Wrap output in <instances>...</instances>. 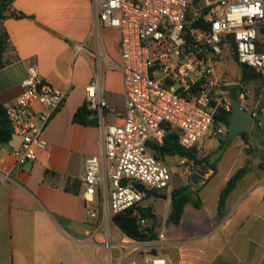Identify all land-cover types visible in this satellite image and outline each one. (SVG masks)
Here are the masks:
<instances>
[{"label": "crops", "instance_id": "crops-1", "mask_svg": "<svg viewBox=\"0 0 264 264\" xmlns=\"http://www.w3.org/2000/svg\"><path fill=\"white\" fill-rule=\"evenodd\" d=\"M93 26L91 0H13L0 16V33L9 37L3 56L7 65L0 69V103L6 108L15 104L30 66L65 95L44 133L47 146L36 148V162L16 164L13 151L20 147V137L0 146V174L7 173L0 180V264H78L74 247L90 248L102 240L90 236L98 222L87 213L82 177L85 158L102 152L103 139L98 125L76 123L74 116L85 106L86 87L96 78L110 106L107 124H122L127 106L117 67L120 33L97 32ZM244 167L219 177L217 164L213 174H205L197 188L191 187L192 200L178 225L168 221L169 196L163 223L154 226L168 239L162 252L168 264H264L262 160L247 166L223 214L218 212L222 190ZM196 170L188 173L190 179Z\"/></svg>", "mask_w": 264, "mask_h": 264}, {"label": "built area", "instance_id": "built-area-1", "mask_svg": "<svg viewBox=\"0 0 264 264\" xmlns=\"http://www.w3.org/2000/svg\"><path fill=\"white\" fill-rule=\"evenodd\" d=\"M91 1L94 30L120 33L117 67L124 78L127 109L122 124H107L110 106L101 80L86 87L85 106L97 119L103 139L102 152L84 161V202L88 215L101 225L90 236L101 235L94 245L105 250V264H168L162 253L168 244L163 231L135 239L115 224V216L132 211L139 230L150 234L149 218L141 213L144 193L133 184L169 196L175 188L168 163L154 155L152 146H162L172 129L181 147L200 149L218 110H231L220 91L228 84H223L214 61L222 44L230 45L238 62L256 71L264 85V0H200L194 21L202 19L204 27L198 29L189 21L194 0ZM64 98L60 89L40 78L35 66L28 68L22 94L7 108L13 137L21 138L13 151L18 166L37 161L36 148L47 146L44 133ZM252 114L264 136V104ZM5 177L7 173L0 174L1 181Z\"/></svg>", "mask_w": 264, "mask_h": 264}, {"label": "rangeland", "instance_id": "rangeland-1", "mask_svg": "<svg viewBox=\"0 0 264 264\" xmlns=\"http://www.w3.org/2000/svg\"><path fill=\"white\" fill-rule=\"evenodd\" d=\"M200 6V1L197 5L192 4L189 18L190 24H192L194 19L198 18L199 15H197L196 9ZM221 48V55L217 56L214 61L216 71L223 79V84H228V87L221 85L220 88L224 99L231 105L235 100H239L249 113H255L264 102L261 94L262 82L254 80L247 85H243L240 81L241 68L232 53V47L222 44ZM242 95L243 97H241ZM253 130H256L255 126ZM260 150L262 152L264 147L259 145L256 136L244 137L239 135L229 139L228 127L214 124L205 136L201 148L198 149V157L210 158L211 161L216 160L219 167L218 176L223 177L228 169H238L241 166L249 167L250 164L255 162L256 158L264 162V152L261 153ZM182 160L183 158L180 157L167 158L166 160L173 175L175 188L181 187L183 184L189 185L191 179L188 173L195 170L189 160L185 164L182 163ZM168 200L169 195L166 192L153 191L150 188L145 190L142 206L151 208L154 211V215L150 219L152 225L160 226L163 223L168 211ZM97 220L94 218V221ZM98 225L100 224L98 223ZM74 255L78 264H105V250L103 248L97 249L96 246L87 248L76 245L74 247Z\"/></svg>", "mask_w": 264, "mask_h": 264}, {"label": "trees", "instance_id": "trees-1", "mask_svg": "<svg viewBox=\"0 0 264 264\" xmlns=\"http://www.w3.org/2000/svg\"><path fill=\"white\" fill-rule=\"evenodd\" d=\"M200 0H194V5ZM13 0H1L0 1V16H4V12L11 5ZM15 17H22L23 15L11 14ZM192 27L195 29L203 28V20L198 19L192 23ZM8 34L5 32L0 33V69L4 68L7 65V62L4 61L3 56L8 48ZM234 56L236 61L238 62V58L234 52ZM239 63V62H238ZM241 68V78L240 81L243 85H247L251 81L260 80L259 75L256 71L251 69L250 67L240 64ZM264 99V85L262 84V92ZM264 104V102H263ZM232 114V107L230 111H226L224 108H220L215 115V124H221L224 126H229V121ZM92 114L83 106L80 108L75 116L74 121L80 124H95L98 125V121L95 118H91ZM255 132L256 137L263 136L257 130H253ZM244 137H252L249 134H241ZM13 138V131L11 129L9 119L7 117V108L0 103V146L9 143ZM264 144V143H263ZM152 151L154 155L162 159L164 161L169 157H180L189 160L195 169H201L203 171H207L208 169L216 170L217 162L216 160L211 161L210 158H199L198 157V149H185L180 146L178 141V133L175 130L169 129L164 140V144L162 146H152ZM248 168L244 167L239 169L228 181L226 187L222 190L219 199V207L218 212L220 215L223 214V209L225 205V201L230 193L235 189L238 181L247 173ZM192 200L191 196V187L190 185H186L183 187H176L171 193V212L168 216V221L178 225L180 220L184 214L185 206ZM197 208L200 207L199 202H195L194 204ZM130 211L128 213L119 214L115 216V224L128 236L135 239H145L152 237L154 235V225H151L149 229L150 234H146L141 232L137 226L136 218ZM141 213L144 217H147L146 209H141ZM153 217V215H152ZM151 217V218H152Z\"/></svg>", "mask_w": 264, "mask_h": 264}, {"label": "water", "instance_id": "water-1", "mask_svg": "<svg viewBox=\"0 0 264 264\" xmlns=\"http://www.w3.org/2000/svg\"><path fill=\"white\" fill-rule=\"evenodd\" d=\"M254 127V115L249 113L242 105L239 100H235L232 103V114L229 121L228 126V136L229 139H233L241 134H249L251 136H255V132L253 131ZM257 139H261L260 137H256ZM264 150L261 152L263 153ZM205 176V172L201 169H197L192 177H191V185L190 187L197 188L203 177ZM141 193H144L146 188L144 185L139 183L133 184ZM147 217L151 219L152 217V209H146Z\"/></svg>", "mask_w": 264, "mask_h": 264}, {"label": "flooded vegetation", "instance_id": "flooded-vegetation-1", "mask_svg": "<svg viewBox=\"0 0 264 264\" xmlns=\"http://www.w3.org/2000/svg\"><path fill=\"white\" fill-rule=\"evenodd\" d=\"M260 140L264 143V136H260Z\"/></svg>", "mask_w": 264, "mask_h": 264}]
</instances>
